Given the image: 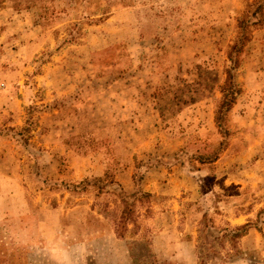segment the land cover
Listing matches in <instances>:
<instances>
[{
  "label": "rangeland",
  "instance_id": "rangeland-1",
  "mask_svg": "<svg viewBox=\"0 0 264 264\" xmlns=\"http://www.w3.org/2000/svg\"><path fill=\"white\" fill-rule=\"evenodd\" d=\"M263 1L0 0V264H264Z\"/></svg>",
  "mask_w": 264,
  "mask_h": 264
},
{
  "label": "trees",
  "instance_id": "trees-1",
  "mask_svg": "<svg viewBox=\"0 0 264 264\" xmlns=\"http://www.w3.org/2000/svg\"><path fill=\"white\" fill-rule=\"evenodd\" d=\"M264 17V1L263 2H258L251 14L250 17L244 18L240 16L236 20V35L232 41V43L228 46L227 51H226V57L229 61V67L228 69H225V78L220 85V92H221V98L219 102L216 105L215 108V121L217 122V126L219 127V119L221 114L227 110L230 105L232 104L233 100L235 99V94L237 92V88L234 85L233 82V76L230 73L229 69L233 68L235 64L238 62V57L242 52V48L245 45V43L250 39L251 33L248 32V28L250 26L259 24ZM109 182L113 183L115 182L113 178H110L108 180ZM106 181V182H108ZM96 188V192L98 191L99 188L97 186H93ZM74 189H79L78 187L74 186ZM101 190V189H100ZM129 214V209H124L123 214L121 215V220L125 221L127 218V215ZM211 226V225H210ZM248 224L244 223L238 226H234L233 228L226 230V228H222L224 236H228L230 239H234L237 237H240L244 234L245 228H247ZM151 256V255H150ZM132 264H156L155 259L152 257H144L141 258L140 261H133Z\"/></svg>",
  "mask_w": 264,
  "mask_h": 264
}]
</instances>
